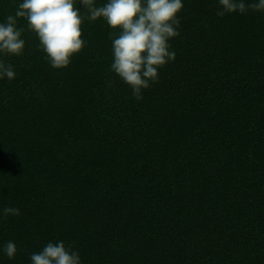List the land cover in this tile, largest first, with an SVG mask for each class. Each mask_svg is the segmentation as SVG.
<instances>
[{
    "label": "trees",
    "instance_id": "obj_1",
    "mask_svg": "<svg viewBox=\"0 0 264 264\" xmlns=\"http://www.w3.org/2000/svg\"><path fill=\"white\" fill-rule=\"evenodd\" d=\"M22 2L0 0V23ZM182 2L175 59L139 101L103 19L65 69L27 31L0 54L16 73L0 79V264L59 241L81 264H264V12Z\"/></svg>",
    "mask_w": 264,
    "mask_h": 264
},
{
    "label": "clouds",
    "instance_id": "obj_2",
    "mask_svg": "<svg viewBox=\"0 0 264 264\" xmlns=\"http://www.w3.org/2000/svg\"><path fill=\"white\" fill-rule=\"evenodd\" d=\"M182 0H107L96 6L95 0H23L14 15L0 23V54L20 56L27 31L39 41L38 48L54 70L65 69L79 54L86 42L82 23L103 19L109 29L112 63L110 71L127 85L133 97L143 99L142 91L158 82L159 70L174 61L170 41L180 35L178 14ZM83 9V11H81ZM248 11L264 12V0H218L217 17ZM26 27H18L19 20ZM11 64L0 60V79L15 78ZM111 85L109 84V87ZM16 207H5L3 216H19ZM3 253L13 259L17 252L14 242H7ZM31 264H81L75 243L48 242L42 250L30 254Z\"/></svg>",
    "mask_w": 264,
    "mask_h": 264
}]
</instances>
